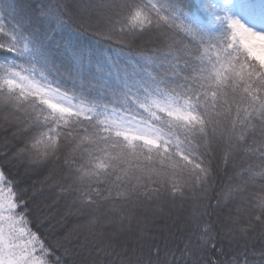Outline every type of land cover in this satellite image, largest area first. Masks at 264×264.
Returning <instances> with one entry per match:
<instances>
[{
  "label": "snow or ice",
  "instance_id": "obj_1",
  "mask_svg": "<svg viewBox=\"0 0 264 264\" xmlns=\"http://www.w3.org/2000/svg\"><path fill=\"white\" fill-rule=\"evenodd\" d=\"M0 264H264V0H0Z\"/></svg>",
  "mask_w": 264,
  "mask_h": 264
},
{
  "label": "trees",
  "instance_id": "obj_2",
  "mask_svg": "<svg viewBox=\"0 0 264 264\" xmlns=\"http://www.w3.org/2000/svg\"><path fill=\"white\" fill-rule=\"evenodd\" d=\"M216 3H219V4H223L224 0H215ZM100 50V56L101 58H104V57H107V56H111L113 58L117 57L118 53L117 51L115 50L114 47H111L107 44H100L97 46ZM8 176H9V179H18V176L17 174H10L8 173ZM39 177H34V179H38Z\"/></svg>",
  "mask_w": 264,
  "mask_h": 264
},
{
  "label": "rangeland",
  "instance_id": "obj_3",
  "mask_svg": "<svg viewBox=\"0 0 264 264\" xmlns=\"http://www.w3.org/2000/svg\"><path fill=\"white\" fill-rule=\"evenodd\" d=\"M238 11H239V9H238ZM7 171H8V173H10V174H12V175H13V174H17V173H16V170H14V169H12V170H7Z\"/></svg>",
  "mask_w": 264,
  "mask_h": 264
}]
</instances>
